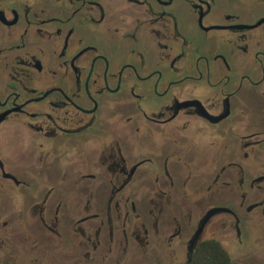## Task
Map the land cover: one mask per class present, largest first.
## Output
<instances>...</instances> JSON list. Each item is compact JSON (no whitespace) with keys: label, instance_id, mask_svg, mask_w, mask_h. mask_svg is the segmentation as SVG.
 Returning a JSON list of instances; mask_svg holds the SVG:
<instances>
[{"label":"flooded vegetation","instance_id":"1","mask_svg":"<svg viewBox=\"0 0 264 264\" xmlns=\"http://www.w3.org/2000/svg\"><path fill=\"white\" fill-rule=\"evenodd\" d=\"M30 214L184 264L264 249V0H0V221Z\"/></svg>","mask_w":264,"mask_h":264},{"label":"rangeland","instance_id":"2","mask_svg":"<svg viewBox=\"0 0 264 264\" xmlns=\"http://www.w3.org/2000/svg\"><path fill=\"white\" fill-rule=\"evenodd\" d=\"M0 222L6 223L0 229V264H184L185 260L184 251L170 261L162 250H158L157 254L150 249L144 252L135 240L129 243L124 253V245L120 241H114L110 252H107L103 242L101 247L93 250L86 241L89 237L86 231L84 237L77 234L63 244L52 237L38 240L36 236L42 230L37 226L38 218L32 214L16 215ZM91 238H94L93 234ZM221 245L229 254L231 264H264L263 248L253 245L242 248L232 241H221Z\"/></svg>","mask_w":264,"mask_h":264},{"label":"trees","instance_id":"3","mask_svg":"<svg viewBox=\"0 0 264 264\" xmlns=\"http://www.w3.org/2000/svg\"><path fill=\"white\" fill-rule=\"evenodd\" d=\"M191 259L192 264H231V258L227 251L214 239L201 241L194 250Z\"/></svg>","mask_w":264,"mask_h":264},{"label":"water","instance_id":"4","mask_svg":"<svg viewBox=\"0 0 264 264\" xmlns=\"http://www.w3.org/2000/svg\"><path fill=\"white\" fill-rule=\"evenodd\" d=\"M218 211H222V210H220V209L212 210L210 213H208V215L205 217V219H204L203 222L201 223L200 228L198 229V231H197V233H196V237H198V236L200 235V233H201V231H202V228H203L205 222L207 221V219H208L212 214H214V213H216V212H218Z\"/></svg>","mask_w":264,"mask_h":264}]
</instances>
